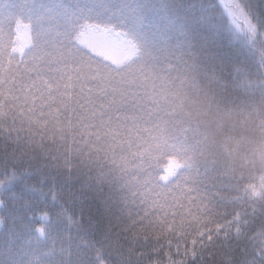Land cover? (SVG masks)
I'll return each instance as SVG.
<instances>
[{"label":"trees","instance_id":"trees-1","mask_svg":"<svg viewBox=\"0 0 264 264\" xmlns=\"http://www.w3.org/2000/svg\"><path fill=\"white\" fill-rule=\"evenodd\" d=\"M239 2L264 30L253 0ZM18 30L28 37L21 52ZM91 30L119 34L127 53L117 59L101 51L85 36ZM255 36L230 24L220 0H0V145L9 132L31 133L55 139L61 153H83L71 179L61 178L69 209L63 216L29 220L31 209L20 201L17 209L0 210L4 230L16 229L10 250L0 236V264H95L106 232L124 246L106 249L108 264L183 259L191 245L178 249L175 236L169 245L145 240L138 227L123 230L124 223L139 225L145 208L155 214L143 195L152 182L170 199L228 193L232 184L250 214H264V196L257 194L264 176L219 163L221 155L243 151L244 129L261 102L256 81L232 80L219 69L241 59L264 65V48L247 44ZM164 175L168 179L160 180ZM208 177L207 186L199 182ZM212 199L218 212L231 211ZM207 243L205 235L196 264H225L229 251L239 260L264 246V235L225 240L222 230Z\"/></svg>","mask_w":264,"mask_h":264},{"label":"snow or ice","instance_id":"snow-or-ice-1","mask_svg":"<svg viewBox=\"0 0 264 264\" xmlns=\"http://www.w3.org/2000/svg\"><path fill=\"white\" fill-rule=\"evenodd\" d=\"M220 3L230 24L237 31H251L257 34L258 26L253 22L252 11L246 10L239 0H235L234 4L225 3L224 0H220ZM250 6L254 8L257 16L264 17V0H253ZM228 70L231 72V69ZM233 86L239 87V81H235ZM77 160L83 163L82 152L61 153L55 139L47 141L41 136L37 140V137L31 133L22 137L19 132L13 137L9 132L5 143L0 145V210H8L10 206L17 209V202L20 201L26 209H31L27 213L29 220L38 219L47 223L53 215L63 216L69 209L61 198L63 190L61 178L71 179L73 172L78 171L79 168L76 164ZM159 179L167 180L168 176H160ZM199 182L207 186L212 183V178L208 177L207 180L202 179ZM87 186L85 182L80 190H85ZM145 187L149 188V192L143 194L145 203L156 209L155 214L145 208V218L140 224L133 223L132 227H129L128 223H124L123 230L134 232L138 227L145 233V240L151 236L156 241L163 239L169 245L173 242L171 237L175 236L178 249L181 243L191 245L185 247L183 259L172 260L165 253L168 256L167 261L149 260V264H188L189 257L193 264H196L197 255H203L198 245L203 244L205 235L208 241L205 247H209L213 245L222 230L225 240L231 236L237 239H254L258 233L264 235V214L255 217V210L251 214L248 212L241 202L242 198L238 197V186L229 184L228 193H205L195 199L187 196L180 199L173 196L170 199L168 190L154 182L145 184ZM171 191L174 193L176 189ZM179 191L183 193L184 189L180 188ZM213 195L223 200L231 211L218 212L212 199ZM186 199L189 201L187 204L184 202ZM233 205L236 207H232ZM4 219V215H0V236L6 238L7 248L10 250L16 229L10 226L5 231ZM16 219L20 218L16 217ZM127 219L129 221L133 219L130 212L127 214ZM36 231H43V227L37 228ZM197 237L200 239L198 240ZM123 247L118 240L113 239L110 232H106L104 243L95 250V264H108L105 259L106 249L116 250ZM129 252H135V249L130 248ZM224 257L225 264H264V246L256 248L239 260L232 256L230 251L224 253Z\"/></svg>","mask_w":264,"mask_h":264},{"label":"clouds","instance_id":"clouds-1","mask_svg":"<svg viewBox=\"0 0 264 264\" xmlns=\"http://www.w3.org/2000/svg\"><path fill=\"white\" fill-rule=\"evenodd\" d=\"M247 44L252 50L256 47L264 48V30L258 29L255 38L247 41ZM228 69H231V72ZM219 71L222 76H230L232 80L246 76L256 81L257 91L261 97V102L257 105L258 112L244 129L247 143L243 151L235 156L221 155L219 163L222 168L233 171L240 168L250 169L264 176V65L258 64L252 67L246 60H233L227 69L221 67ZM221 83L227 85L228 82L222 79ZM245 187L247 188V185ZM257 194L264 196V184L260 186Z\"/></svg>","mask_w":264,"mask_h":264},{"label":"rangeland","instance_id":"rangeland-1","mask_svg":"<svg viewBox=\"0 0 264 264\" xmlns=\"http://www.w3.org/2000/svg\"><path fill=\"white\" fill-rule=\"evenodd\" d=\"M85 36H90V39L94 42L93 45L98 47L101 51L104 50V52H108L110 54L116 53L117 59H119L118 56H122L128 51L126 41L119 34L111 31L96 32L91 30ZM86 40L87 38H85V41ZM27 41V34L23 30H19L16 43L17 50L22 51L26 46Z\"/></svg>","mask_w":264,"mask_h":264}]
</instances>
